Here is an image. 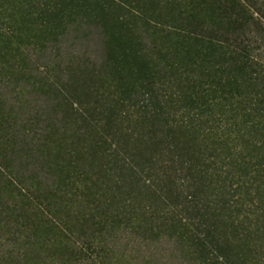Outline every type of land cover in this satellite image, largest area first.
<instances>
[{
    "label": "trees",
    "instance_id": "1",
    "mask_svg": "<svg viewBox=\"0 0 264 264\" xmlns=\"http://www.w3.org/2000/svg\"><path fill=\"white\" fill-rule=\"evenodd\" d=\"M123 231L264 264V0H0V264H119Z\"/></svg>",
    "mask_w": 264,
    "mask_h": 264
},
{
    "label": "rangeland",
    "instance_id": "2",
    "mask_svg": "<svg viewBox=\"0 0 264 264\" xmlns=\"http://www.w3.org/2000/svg\"><path fill=\"white\" fill-rule=\"evenodd\" d=\"M102 46L101 37L93 27L86 26L85 29L70 34L52 52L54 76H66V68L70 65L75 69L82 66L81 61L91 62L100 59L103 55ZM3 237L6 236L1 232L0 240ZM111 244L116 251L119 264H186V259L173 253L176 244L174 242L150 241L143 236H136L135 233L131 234L130 231L127 233L123 231L111 240ZM7 245L8 243H5L1 250L4 254H7ZM15 254L20 255L17 252Z\"/></svg>",
    "mask_w": 264,
    "mask_h": 264
}]
</instances>
